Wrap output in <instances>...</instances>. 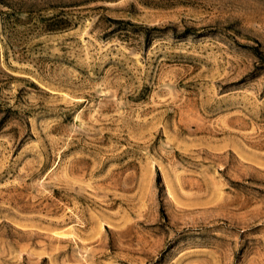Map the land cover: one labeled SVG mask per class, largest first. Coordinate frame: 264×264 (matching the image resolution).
I'll use <instances>...</instances> for the list:
<instances>
[{
  "label": "rangeland",
  "instance_id": "obj_1",
  "mask_svg": "<svg viewBox=\"0 0 264 264\" xmlns=\"http://www.w3.org/2000/svg\"><path fill=\"white\" fill-rule=\"evenodd\" d=\"M0 264H264V0H0Z\"/></svg>",
  "mask_w": 264,
  "mask_h": 264
},
{
  "label": "trees",
  "instance_id": "obj_2",
  "mask_svg": "<svg viewBox=\"0 0 264 264\" xmlns=\"http://www.w3.org/2000/svg\"><path fill=\"white\" fill-rule=\"evenodd\" d=\"M157 182H158V183L160 182L159 174H157Z\"/></svg>",
  "mask_w": 264,
  "mask_h": 264
}]
</instances>
